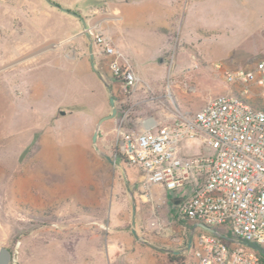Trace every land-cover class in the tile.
Segmentation results:
<instances>
[{
    "label": "rangeland",
    "instance_id": "374dc122",
    "mask_svg": "<svg viewBox=\"0 0 264 264\" xmlns=\"http://www.w3.org/2000/svg\"><path fill=\"white\" fill-rule=\"evenodd\" d=\"M51 1L80 13L95 2L113 10L124 0ZM182 7L170 53L148 66L143 87L126 93L111 58L93 44L96 68L107 79L100 80L75 15L47 0H0V247L11 252L9 264H171L175 251L191 257L190 235L194 243L198 230L177 215L189 186L150 185L136 167L118 162L117 129L135 130L161 109L193 113L202 100L185 97H194V89L228 94L221 88L235 85L224 80L223 69H250L264 57V0H182ZM52 39L56 48L8 66ZM164 66L156 76L155 68ZM184 69L193 76L172 82L173 72ZM106 83L119 104L116 116L99 126L98 151L94 132L112 111ZM125 105L133 109L129 119L118 112ZM179 146L185 156L203 149L197 138ZM121 168L142 240L131 230L133 199Z\"/></svg>",
    "mask_w": 264,
    "mask_h": 264
},
{
    "label": "built area",
    "instance_id": "2783aa9c",
    "mask_svg": "<svg viewBox=\"0 0 264 264\" xmlns=\"http://www.w3.org/2000/svg\"><path fill=\"white\" fill-rule=\"evenodd\" d=\"M84 32L99 54L111 58L122 90L134 91L139 79L120 61L112 39L92 26ZM222 75L238 93L218 94L198 111H177L172 122L144 131L120 126L116 153L148 184L166 190L189 186L177 210L198 230L189 264H264L258 249L264 247V57L250 69L224 68ZM194 138L202 152L181 155L180 142Z\"/></svg>",
    "mask_w": 264,
    "mask_h": 264
},
{
    "label": "crops",
    "instance_id": "0c3cea01",
    "mask_svg": "<svg viewBox=\"0 0 264 264\" xmlns=\"http://www.w3.org/2000/svg\"><path fill=\"white\" fill-rule=\"evenodd\" d=\"M86 1L89 2L90 0H84V2ZM96 4L98 3L95 2L92 6L86 8V10L77 13L79 16L75 15L80 24L81 32L82 30L84 31L83 20L87 21L88 27L92 26L97 29H103V32L112 39L114 45L119 50L120 61L129 64L138 77L139 83L137 86L143 87L148 73H150L148 66L158 59L160 63H163L164 59L162 56L170 53L169 51L175 37L176 23L181 19L183 10L182 0H124L113 10H103L100 5ZM49 42H53L55 47L48 50L58 46L53 39L46 43ZM163 68L165 66L158 69L155 68L156 76H158V73H162ZM98 70L100 72V80L105 83L107 79L103 76L102 69ZM199 73L202 76H206V78L211 77L208 71H204V69H201ZM189 74L193 76L189 69L176 70L173 72L172 82L178 81L182 77L190 76ZM115 80L120 83L116 78ZM221 89L223 90L221 92L238 93L237 85L233 87L225 86ZM196 91L194 89V93L196 94L194 97H185L187 98L186 103L192 102L197 97L201 98L202 103L197 106L194 112L204 107L213 98L212 94L203 95L202 90ZM180 92L182 97L186 95L184 89H181ZM151 98V100H154L157 97ZM174 109L159 110V116L152 115L142 120L141 125L135 131H144L154 123L163 125L172 122L176 116L175 113L182 111L180 106H176ZM184 113H190V111H184ZM150 121L153 123L150 124ZM150 185L163 188L157 184Z\"/></svg>",
    "mask_w": 264,
    "mask_h": 264
},
{
    "label": "water",
    "instance_id": "95a60500",
    "mask_svg": "<svg viewBox=\"0 0 264 264\" xmlns=\"http://www.w3.org/2000/svg\"><path fill=\"white\" fill-rule=\"evenodd\" d=\"M50 4L52 5H55L57 7H59L60 9L64 10V11H67L73 15H76V16H79L76 12L74 11H71L69 9H66V8H63L61 6H58L56 5L55 3H53L51 0H47ZM83 25H84V30H86L88 28L87 26V23L83 20ZM87 38L89 40V44H90V61H91V65L93 67V69L95 70V72L100 76V72L99 70L96 68V65H95V61H94V53H93V42H92V39L91 37L87 34ZM55 47V45L53 44V42H49V43H46V44H43V45H40L36 48H34L33 50L29 51L28 53L22 55L21 57L17 58L16 60L12 61L11 63L8 64L9 65H12V64H15V63H18V62H21L23 60H26L30 57H33L35 55H38L46 50H48L49 48H53ZM107 85V88L109 90V100H110V105H111V108H112V111L111 113L107 114V115H104L103 117L100 118L99 122H98V127L96 128L95 132H94V135H93V143L95 145V148L99 151V148L98 146L96 145V142H97V138H98V132H99V126L105 121V120H108V119H111L113 117L116 116L117 114V106H116V99H115V96L111 90V87L106 83ZM62 114H64V112L62 111ZM113 164L117 165V163L112 160L111 158L107 157ZM122 169V172H123V176H124V179H125V182H126V187H127V190L131 193L132 195V199H133V205H132V232L134 234V236L138 239V240H142L141 237L138 235L137 233V230H136V214H137V204H136V200H135V197L133 196L132 194V190L130 188V184H129V180H128V175L125 171V169L121 168ZM206 227V226H205ZM208 229H211L209 227H206ZM212 230V229H211ZM192 240H193V234L190 235V243H192ZM260 251H262L264 253V250H262L261 248H258ZM175 253H180V251H175ZM11 257H12V254L11 252L9 251V249L5 246H2L0 247V264H9L10 260H11Z\"/></svg>",
    "mask_w": 264,
    "mask_h": 264
},
{
    "label": "trees",
    "instance_id": "16d2710c",
    "mask_svg": "<svg viewBox=\"0 0 264 264\" xmlns=\"http://www.w3.org/2000/svg\"><path fill=\"white\" fill-rule=\"evenodd\" d=\"M115 99H116V102L119 104L118 98L116 96H115ZM132 110H133L132 107L129 105L122 106L121 109L118 108V112H121L122 114L128 112V118L127 119H129V117H130L129 114ZM116 158H117L118 162L125 161L124 158L122 156H120L118 153H116ZM177 215H178V212H177ZM180 220L184 221L186 219L181 218ZM186 221H188V220H186ZM218 230L224 234H227L228 236H232L230 231H224L223 229H220V228ZM259 248L264 250L263 246L259 245ZM259 254L261 256L262 261H264V253L262 251H260ZM190 259H191V257L188 258L187 255H184L182 253H170L169 254V261L171 264H189Z\"/></svg>",
    "mask_w": 264,
    "mask_h": 264
}]
</instances>
